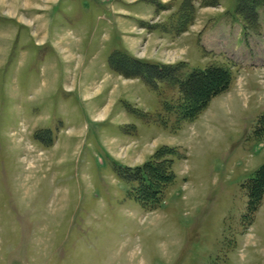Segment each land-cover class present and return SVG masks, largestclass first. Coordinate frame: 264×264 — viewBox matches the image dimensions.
<instances>
[{
    "label": "rangeland",
    "instance_id": "374dc122",
    "mask_svg": "<svg viewBox=\"0 0 264 264\" xmlns=\"http://www.w3.org/2000/svg\"><path fill=\"white\" fill-rule=\"evenodd\" d=\"M241 3L0 0V264H264V198L254 211L246 190L264 165V0ZM127 50L233 81L184 119L175 84L110 70ZM163 147L174 181L143 205L124 175Z\"/></svg>",
    "mask_w": 264,
    "mask_h": 264
},
{
    "label": "trees",
    "instance_id": "16d2710c",
    "mask_svg": "<svg viewBox=\"0 0 264 264\" xmlns=\"http://www.w3.org/2000/svg\"><path fill=\"white\" fill-rule=\"evenodd\" d=\"M241 1L239 6L242 4ZM261 1L263 0H253L249 7L250 10L255 2ZM239 6L240 10L244 5ZM109 65L126 78L143 80L152 89H157L158 84L162 82L175 84L181 94L180 100L174 107L175 112L188 120L197 118L215 97L230 89L233 81L231 72L222 66L210 65L204 70H193L183 76L181 67L178 65L149 63L120 51L111 55ZM260 133L264 135V116L260 120ZM173 152L168 147L160 148L146 163L130 172V175H124L127 181L135 183L133 195L141 204L158 202L159 195L173 183V161L166 158L167 154L172 155ZM246 190L250 208L255 211L264 198V165L246 184Z\"/></svg>",
    "mask_w": 264,
    "mask_h": 264
},
{
    "label": "crops",
    "instance_id": "0c3cea01",
    "mask_svg": "<svg viewBox=\"0 0 264 264\" xmlns=\"http://www.w3.org/2000/svg\"><path fill=\"white\" fill-rule=\"evenodd\" d=\"M125 52H127L128 54L130 53L128 50L125 51ZM130 54L133 55V56H135V57H137V58H139V59H143L142 57H140V56H136L135 54H132V53H130ZM109 68H110V70H112V71H114L115 73H117L115 70H113V69L110 67V65H109ZM117 74H119V73H117Z\"/></svg>",
    "mask_w": 264,
    "mask_h": 264
}]
</instances>
